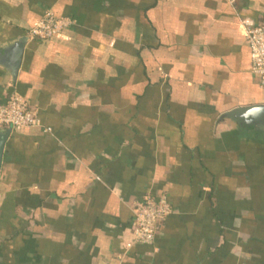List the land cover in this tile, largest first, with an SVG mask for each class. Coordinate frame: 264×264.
I'll return each mask as SVG.
<instances>
[{
    "label": "crops",
    "instance_id": "obj_1",
    "mask_svg": "<svg viewBox=\"0 0 264 264\" xmlns=\"http://www.w3.org/2000/svg\"><path fill=\"white\" fill-rule=\"evenodd\" d=\"M48 10L74 25L30 39ZM247 18L264 0H0V55L29 38L0 103L39 120L2 156L0 264H264V129L222 118L264 106ZM149 196L172 214L147 245Z\"/></svg>",
    "mask_w": 264,
    "mask_h": 264
},
{
    "label": "built area",
    "instance_id": "obj_2",
    "mask_svg": "<svg viewBox=\"0 0 264 264\" xmlns=\"http://www.w3.org/2000/svg\"><path fill=\"white\" fill-rule=\"evenodd\" d=\"M233 4L236 0H227ZM243 27L246 42L250 50L253 75L264 89V20L256 22L244 19ZM74 21L69 17H59L51 10L44 13L39 22L29 30L30 39L50 40L71 28ZM38 114L29 102L20 95H12L6 102L0 103V127L26 129L37 125ZM133 234L139 244L150 245L154 242L161 225L172 214V206L165 196L146 197L133 206Z\"/></svg>",
    "mask_w": 264,
    "mask_h": 264
},
{
    "label": "water",
    "instance_id": "obj_3",
    "mask_svg": "<svg viewBox=\"0 0 264 264\" xmlns=\"http://www.w3.org/2000/svg\"><path fill=\"white\" fill-rule=\"evenodd\" d=\"M28 37H22L18 41H14L13 44L2 49V54L0 55V65L5 68L9 74L12 76L13 80L16 79L18 71L21 66L23 59V53L25 45L28 41ZM224 118H233L235 120H243L246 124L257 126L260 123L261 128L264 129V106H251L248 108H239L224 114ZM12 128H6L0 131V171L3 162V154L5 150V145L12 133Z\"/></svg>",
    "mask_w": 264,
    "mask_h": 264
}]
</instances>
